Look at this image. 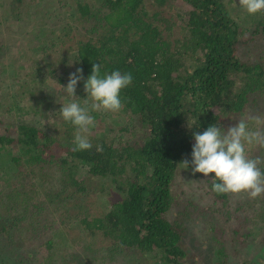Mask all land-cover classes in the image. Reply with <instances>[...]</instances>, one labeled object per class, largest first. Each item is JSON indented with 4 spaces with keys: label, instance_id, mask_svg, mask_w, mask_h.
<instances>
[{
    "label": "trees",
    "instance_id": "16d2710c",
    "mask_svg": "<svg viewBox=\"0 0 264 264\" xmlns=\"http://www.w3.org/2000/svg\"><path fill=\"white\" fill-rule=\"evenodd\" d=\"M13 1L7 31L29 14L39 22L18 54L0 31V79L20 73L27 49L42 54L32 70L49 74L33 106L0 92V264H264V194H216L214 174L191 171L193 132L245 119L264 131V12L250 16L239 0ZM93 63L133 80L120 112L90 113L101 129H89L93 147L74 151L76 129L42 85L50 76L67 86L82 68L83 107ZM247 148L264 159V148ZM71 207L79 217L62 225L55 211ZM23 222L35 247L19 235Z\"/></svg>",
    "mask_w": 264,
    "mask_h": 264
},
{
    "label": "clouds",
    "instance_id": "9594fccd",
    "mask_svg": "<svg viewBox=\"0 0 264 264\" xmlns=\"http://www.w3.org/2000/svg\"><path fill=\"white\" fill-rule=\"evenodd\" d=\"M239 6L254 16L264 12V0H239ZM84 80L83 69L77 68L68 78L63 93L71 98V102L62 105L60 114L64 121L71 123L76 131L73 143L74 151L90 150L93 145L88 139L90 127L95 126L91 112L118 113L123 108L120 99L122 89L127 88L133 80L131 73H121L119 70L111 74L101 75V65L93 63L91 75L84 82L87 98L81 106L76 97L78 82ZM89 100L91 103H89ZM257 125L262 121L253 117ZM196 122L189 123L191 128ZM195 143L191 152V171L201 173L204 177L214 174L212 191L216 194L246 193L250 199H256L264 194V170L260 165L264 159L257 156L250 158L247 146L258 145L264 148V131L249 127L245 120H240L225 130L218 125H210L205 131L193 132ZM97 152H102L101 145L96 146ZM184 169L189 167L187 159L182 161Z\"/></svg>",
    "mask_w": 264,
    "mask_h": 264
},
{
    "label": "rangeland",
    "instance_id": "374dc122",
    "mask_svg": "<svg viewBox=\"0 0 264 264\" xmlns=\"http://www.w3.org/2000/svg\"><path fill=\"white\" fill-rule=\"evenodd\" d=\"M19 2L13 1V0H0V31H3L4 34L7 33L8 35L5 36V41L6 43H8V45L10 46V49L12 50V52H18L17 50L19 49L20 45H24V47L28 46L31 43L32 40V36L30 33H35V26L38 24L37 22H39V18L34 16V14H29L28 16L25 17L24 23L23 25V29L19 30L17 33L11 32L13 30H15L18 27V21H13L15 22V26L14 28H12V26L10 27L12 30L7 31L6 29H8V26L6 25L7 23V19L9 18V16L13 15L14 13H17L20 10V6L18 5ZM34 5L30 7V11H32L34 9ZM4 15V16H3ZM57 19H53L52 21L55 22L54 27L58 28L61 24V22H56ZM63 19V18H60ZM59 19V21H60ZM51 22V20H50ZM64 22V21H62ZM12 23V22H10ZM9 23V24H10ZM52 23V22H51ZM25 29V30H24ZM22 36V37H20ZM1 39V38H0ZM23 40V41H22ZM30 49L24 50V53L22 55L19 56L18 58V67H20V73L17 74L16 72H9L6 68L3 71V75L2 78L0 79V92L2 90H4V92L6 90H11L12 94L18 95L17 99H20V103L22 104V106L24 105H28L29 103L33 106L34 103V99L36 97L35 93L37 94V87H39V82L43 81L47 74H49V72L42 78L40 73L37 72L35 73L33 69V67H36V65L34 64L35 59L42 57L41 53L38 52H34L32 51V53L30 52ZM31 53V57L30 56ZM18 54V53H17ZM56 59H60V55L56 54L55 55ZM63 57V56H62ZM71 65V61L69 59H67V64ZM45 69V68H44ZM46 72V71H45ZM13 74V75H12ZM52 75V74H50ZM58 75V74H57ZM56 75V76H57ZM53 76V75H52ZM48 84H43L42 88L45 87V85L49 86V89H56L57 91V96H56V101L55 103H53L52 105V109L55 110V106L56 104L60 105H66L68 104V97L66 96V93H63V89L62 87H66V85L58 83V81L56 80V78L54 77H50L48 76V78L46 79ZM50 83V84H49ZM47 88V87H46ZM3 92V93H4ZM21 97V98H20ZM67 99V100H66ZM58 101V103H57ZM54 114V112H53ZM53 118V117H52ZM106 123H104L105 129H109L108 126L111 124V122L114 120V118L111 119H106ZM124 121H126V117L125 118H120V121L118 122H114L112 125L115 127H121L123 126L122 124L124 123ZM245 121L248 122L249 127L255 130V125L252 123V121H248V119ZM236 120L235 122L233 121L232 123H229V127L233 126L236 124ZM239 122V121H238ZM237 122V123H238ZM92 130V132H96V131H100L101 129L97 126L95 128H90ZM105 129H103V131H105ZM29 171V170H28ZM84 172V170L82 169V173ZM55 174V169L53 172V176ZM3 181L0 179V186H2ZM178 191H180V188L177 189ZM192 192H194V189L191 190ZM92 207L93 209L96 211V213L102 211L105 208V203L103 201L100 200H94L92 203ZM59 221L62 223L65 222L67 223L68 221L72 220L75 221L79 216L78 214V208L76 207H71L69 208V210L66 212L65 210H56L55 211ZM21 230L19 231V235L20 237L27 243V245H30L31 247H35L36 242L33 239V234L31 232V230H29V226L27 225V223L23 222L21 224Z\"/></svg>",
    "mask_w": 264,
    "mask_h": 264
}]
</instances>
